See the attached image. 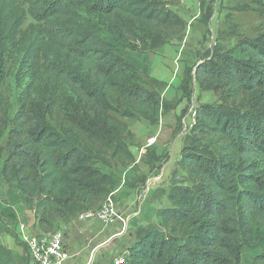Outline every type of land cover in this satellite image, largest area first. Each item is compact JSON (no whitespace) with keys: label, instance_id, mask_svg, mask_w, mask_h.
I'll return each mask as SVG.
<instances>
[{"label":"trees","instance_id":"trees-1","mask_svg":"<svg viewBox=\"0 0 264 264\" xmlns=\"http://www.w3.org/2000/svg\"><path fill=\"white\" fill-rule=\"evenodd\" d=\"M26 8L37 24L24 29ZM180 24L150 0H0V214L22 248L0 242V264H31L11 230L15 206L49 234L74 207L95 210L119 190L111 163L137 170L133 134L116 113L160 123L163 99L134 72L151 74L161 28ZM238 47L240 56L197 66L200 87L222 103L196 110L179 161L185 182L168 187L157 223L137 227L123 264H264V33Z\"/></svg>","mask_w":264,"mask_h":264},{"label":"rangeland","instance_id":"rangeland-1","mask_svg":"<svg viewBox=\"0 0 264 264\" xmlns=\"http://www.w3.org/2000/svg\"><path fill=\"white\" fill-rule=\"evenodd\" d=\"M150 1L157 3L160 9L177 15L182 24L161 28L166 44L151 50V74L148 76L134 72V75L140 78V83L163 99L165 110L160 123L151 126L142 119L122 117L123 111L116 113L133 134L129 143L136 158L137 169L128 172V169H121L116 163L110 165V170L121 180V187L114 192L113 205L114 211L123 221L111 218L110 213L103 217L108 218L107 222L100 219L97 214L110 205L107 200L100 202L92 211L83 206L74 207L76 212L68 220H60L59 227L52 232L62 236L69 254L72 250L71 244L85 254L90 247L102 244L107 238V233L115 236L120 234L121 237L114 236V239L109 240L102 248L101 253L110 256L109 264L114 258L123 255L134 241L139 224L142 226L148 223L149 217L152 222L157 223L154 211L169 206L168 187L173 183L185 182L186 176L179 166V161L181 150L193 140L192 128L196 110L203 105L222 103L218 93L200 87L195 78L197 66L217 53L240 56L238 44L241 41L258 39L264 33V0ZM32 24L36 25L37 22L27 13L26 8V22L23 28L27 29ZM124 45L129 50L143 48V43L138 42L125 41ZM12 106L15 114L18 108L16 99L13 100ZM152 137H157L156 144L142 154L143 148ZM6 138V134L0 136V149L5 146ZM2 159L3 153L0 163ZM123 180L126 183L122 186ZM7 190L8 185H0L1 194ZM22 209L24 210L19 215L25 216L24 226L28 227L24 234L45 235L38 226L34 213ZM20 224L21 221L11 224V230L18 234ZM0 242L15 253H22V248L17 246L11 234L5 231L1 214Z\"/></svg>","mask_w":264,"mask_h":264},{"label":"built area","instance_id":"built-area-1","mask_svg":"<svg viewBox=\"0 0 264 264\" xmlns=\"http://www.w3.org/2000/svg\"><path fill=\"white\" fill-rule=\"evenodd\" d=\"M157 142V137H152L148 140L147 145L143 148L142 154L146 153V150L153 147ZM123 180L122 186L125 184ZM149 191V190H148ZM150 192V191H149ZM115 194V193H114ZM108 199L110 205L101 213H98L100 219L103 222H107L108 218L105 217L106 213H110L111 218L120 219L123 221L120 215L114 211L113 205V196ZM111 206V208H110ZM101 214V215H100ZM22 229H25V226L22 225ZM24 241L30 248L31 253V264H67L71 259L70 254L68 253L66 246L63 243L62 236L58 233H49L40 236H34L31 234L22 235ZM125 262V253L120 257L114 258L113 264H123Z\"/></svg>","mask_w":264,"mask_h":264},{"label":"crops","instance_id":"crops-1","mask_svg":"<svg viewBox=\"0 0 264 264\" xmlns=\"http://www.w3.org/2000/svg\"><path fill=\"white\" fill-rule=\"evenodd\" d=\"M22 208H24V206L22 204H19V205L14 207V211L17 215L16 223L21 221V224L19 225L20 228H18L19 229L18 236L21 239V241H24L22 235L24 234V232H26L28 230V227L26 226V228L23 230L22 226H21V225H24L23 220L25 218L24 215H22V214L19 215V213L22 212V210H24ZM26 213H28V211ZM26 219H28V218L26 217ZM2 220H4V222L8 221L4 217H2ZM146 224H148V223H146ZM146 224H142V226H146ZM139 226H141V224H139ZM27 234H29V233H26V235ZM114 236H115V234L111 235L110 233H107V236H106L107 238L104 240V242L102 244H98L97 246H95L93 248L90 247L88 252H86L85 254H83L81 251L76 250L75 246L73 244H71L70 245L72 248L71 254H70L71 259L67 262V264H91V263L94 264V262H95V264H109L110 256L107 257V254L101 253V252H103L102 248L107 245L109 240L117 238V237H121L120 234L119 235L116 234V236L115 237ZM121 248L124 249V247H122V246H121ZM125 252H126V250H125ZM17 254L20 255L22 253H17ZM96 259L98 260L97 262H96Z\"/></svg>","mask_w":264,"mask_h":264}]
</instances>
